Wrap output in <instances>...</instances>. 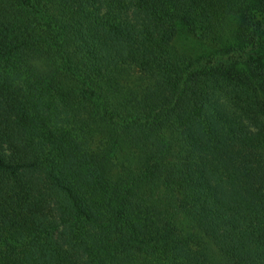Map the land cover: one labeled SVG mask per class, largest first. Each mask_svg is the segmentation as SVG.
I'll return each instance as SVG.
<instances>
[{"label":"trees","instance_id":"16d2710c","mask_svg":"<svg viewBox=\"0 0 264 264\" xmlns=\"http://www.w3.org/2000/svg\"><path fill=\"white\" fill-rule=\"evenodd\" d=\"M0 264H264V0H0Z\"/></svg>","mask_w":264,"mask_h":264}]
</instances>
